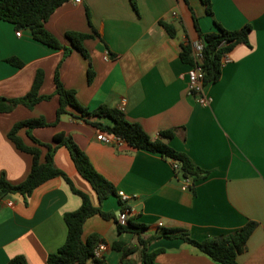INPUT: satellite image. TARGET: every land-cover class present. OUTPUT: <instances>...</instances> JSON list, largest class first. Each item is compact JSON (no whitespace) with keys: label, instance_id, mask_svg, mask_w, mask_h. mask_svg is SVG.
<instances>
[{"label":"crops","instance_id":"1","mask_svg":"<svg viewBox=\"0 0 264 264\" xmlns=\"http://www.w3.org/2000/svg\"><path fill=\"white\" fill-rule=\"evenodd\" d=\"M212 7L210 16L202 0H82L81 4L71 0L46 27L72 48L68 32L93 34L87 18L90 10L99 35L84 43L94 71L91 83L89 60L79 51L65 56L64 50L34 40L29 30L18 37L13 24L0 20V100L27 95L39 73V95L50 96L33 109L18 105L0 112V177L13 185L27 179L33 158L19 151L8 134L19 122L44 118L51 126L33 129L36 139L54 144L58 134L71 137L117 194L130 197L125 204L115 195L100 203L69 150L59 147L56 166L95 207L116 218L123 207L133 209L136 222L147 226L145 239L159 231L160 223L203 241L257 222L237 260L264 264V0H212ZM161 22L172 25L176 35L171 37ZM216 23L231 32L250 27L249 45L238 44L227 54L221 79L205 87L212 102L202 106L187 94L191 65L181 60V47L201 40L200 32H219ZM10 58H18L23 67L8 63ZM58 68L64 86L77 92L82 106L89 111L102 105L122 108L129 121L140 124L153 140L162 139L187 154L208 172L207 177L184 190L175 161L127 145L104 144L96 128L69 115L56 123ZM168 130H175V137L161 138V132ZM18 135L32 145L26 129ZM45 154L43 150L42 161ZM81 205V198L61 177L29 197L6 196L0 208V264L20 255L29 264H47L48 256L67 240L65 215ZM92 235L106 244L102 257L107 264H124L122 252L112 249L115 241L138 246L135 235L119 233L114 218H89L84 238ZM161 250L156 264H217L182 239H161L149 247L151 252ZM128 259L138 264L139 253Z\"/></svg>","mask_w":264,"mask_h":264},{"label":"trees","instance_id":"2","mask_svg":"<svg viewBox=\"0 0 264 264\" xmlns=\"http://www.w3.org/2000/svg\"><path fill=\"white\" fill-rule=\"evenodd\" d=\"M70 1L0 0V20L13 24L18 32L29 30L34 40L50 48L64 50L65 56L70 55L73 49L79 51L89 60L88 81L91 83L94 79V71L90 55L84 43L86 40L93 39L99 35L92 24L90 10L87 9V18L93 34L68 32L66 39L70 42L72 48L66 46L46 27L55 12ZM202 2L206 6L207 14L213 16L212 0H202ZM161 24L171 37L176 35V30L172 25L164 22H161ZM216 25L219 30L216 33L202 34L199 30L201 40L205 44L204 59L202 61L205 72V87L221 79L224 56L230 53L238 44L249 45L250 27L231 32L218 23ZM191 52V44L188 43L181 47V60L190 65L193 64ZM7 61L20 68L24 65L18 58H10ZM54 83L55 94L59 97L56 123L60 121L62 116L69 115L74 119L90 124L96 128L98 134L103 133L121 139L128 147L171 159L180 165V170L177 174L182 178L191 179L193 186L199 180L207 177L208 172L196 166L187 154L178 152L163 142L162 139L153 140L140 124L129 121L124 111L108 105H102L94 111H89L88 108L82 106L77 99V92L64 86L60 78L59 68L56 70ZM41 84L42 76L39 73L35 78L31 91L27 95L14 100L2 98L0 100V112H10L18 105L33 109L42 101L49 100L50 96L39 95ZM48 126H51V124L44 118H39L19 122L12 128L8 134L9 140L19 151L31 155L33 164L29 176L20 184L13 185L5 177H0V208L1 201L6 196L18 194L23 197H29L37 188L59 177L63 178L70 185L73 193L81 198V208L75 212L67 213L64 217L68 228L65 244L58 252L48 256L47 264H107L105 258H98L94 253L97 244L101 242L100 238L97 235L84 238V225L89 218L95 215H100L106 220L114 218L119 233H131L137 237V247L122 241H115L112 244V249L122 252V262L124 264H137L135 261L128 259L129 256L137 252L139 253L138 264H156V257L162 250L151 252L149 247L161 239H182L217 264H239L238 256L247 249V243L258 227L257 222L249 221L243 228L232 234L211 237L203 241L193 239L185 231L166 228H160L154 236L145 239L143 237V233L147 229L145 224L137 223L136 217L131 216L127 225L122 226L114 214L104 212L101 207H95L89 195L78 190L67 175L56 166L55 154L57 149L66 147L79 174L91 185L100 203L111 195L119 196L115 186L95 170L86 153L79 148L71 137L65 134H58L54 137V144H47L32 135L33 129ZM21 129H26L32 145H27L18 135ZM175 135V130H168L161 132L160 137L172 139ZM43 150H46L44 161H42ZM7 264L29 263L24 256L20 255L13 257Z\"/></svg>","mask_w":264,"mask_h":264},{"label":"built area","instance_id":"3","mask_svg":"<svg viewBox=\"0 0 264 264\" xmlns=\"http://www.w3.org/2000/svg\"><path fill=\"white\" fill-rule=\"evenodd\" d=\"M75 4H81L82 0H73ZM176 15V14H174ZM22 35V31L17 32V36L20 37ZM204 47L205 44L202 40L196 41L191 44L192 52L191 56L193 59V64L188 73V82H187V94L191 98H194L199 104L202 106H210L212 99L206 95L205 93V72L202 66V61L204 59ZM228 61L227 55L223 57L222 64L224 65L225 62ZM121 111H124L122 108ZM98 140L104 144L113 146L115 148H121L124 142L115 137V136H108L106 134L100 133L98 134ZM180 170V165L175 162V171L178 172ZM183 179V189L187 190L193 186V182L191 179L182 178ZM121 203L125 204L130 197L124 193L120 194ZM133 209L129 207H123V209L119 212L117 219L119 224L122 226L127 225L128 220L131 216H133ZM159 227H163V224L160 223ZM107 249V246L103 242H99L95 248V256L98 258H103L102 254Z\"/></svg>","mask_w":264,"mask_h":264}]
</instances>
